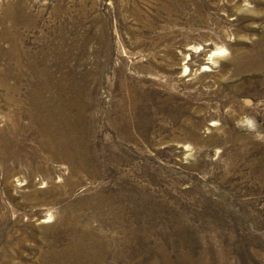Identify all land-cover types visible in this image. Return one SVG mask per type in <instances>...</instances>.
<instances>
[{
  "label": "rangeland",
  "instance_id": "1",
  "mask_svg": "<svg viewBox=\"0 0 264 264\" xmlns=\"http://www.w3.org/2000/svg\"><path fill=\"white\" fill-rule=\"evenodd\" d=\"M0 70V264H264V0H0Z\"/></svg>",
  "mask_w": 264,
  "mask_h": 264
},
{
  "label": "bare ground",
  "instance_id": "2",
  "mask_svg": "<svg viewBox=\"0 0 264 264\" xmlns=\"http://www.w3.org/2000/svg\"><path fill=\"white\" fill-rule=\"evenodd\" d=\"M20 6H18L19 8ZM16 8V7H15ZM22 8V7H21ZM20 8V9H21ZM9 10V8H8ZM1 71V70H0ZM35 97V96H34ZM33 98V97H32ZM13 101V100H12ZM35 102V101H34ZM14 103V101H13ZM27 103V102H25ZM30 104V103H29ZM22 105L20 103H18V101L15 102V108L14 110L12 111V114H10L11 119L10 120V124H11V132H16V130L19 131V129L22 128V125L19 124V120H21V110H22ZM27 107V106H26ZM29 109V108H28ZM57 118V117H56ZM55 118V119H56ZM31 121L32 123L35 125V126H38L36 123H35V118L32 116L31 117ZM57 128H54L53 130L51 129L49 132H47L43 127H39V134L44 137V143H41L39 147H33L31 148V150L29 151L30 154H32L34 157V163L33 164H39V165H45L47 166L49 164L50 161H53V159H57V157H59L61 154H59V151L56 152V146L58 144H56L55 146V141L52 140V137H53V134H58L59 138L61 139L60 141V144L61 145H64L66 146L67 144V135H66V131L65 129H63V127L61 126V124L59 123V121H57ZM73 132V131H72ZM70 134V133H69ZM47 142V144H46ZM59 143V142H58ZM68 146V145H67ZM21 147V146H19ZM70 147V146H69ZM68 147V148H69ZM58 148V147H57ZM65 148V147H64ZM24 149V148H23ZM62 149V148H61ZM67 150V149H65ZM20 152V151H19ZM23 152V151H22ZM43 155H42V153ZM28 153V152H27ZM68 153V152H67ZM71 153V152H70ZM26 154V153H25ZM23 153V155H25ZM28 155V154H27ZM26 156V155H25ZM26 159V158H25ZM28 159V158H27ZM26 159V160H27ZM54 159V160H55ZM29 161V160H28ZM74 161V160H73ZM25 163V162H24ZM52 163V162H51ZM29 164V163H28ZM83 166V165H82ZM29 172H30V176L35 172L33 170V168L31 166H29ZM50 172V171H49Z\"/></svg>",
  "mask_w": 264,
  "mask_h": 264
}]
</instances>
